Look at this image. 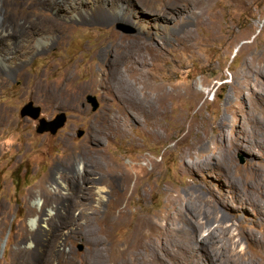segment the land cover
Here are the masks:
<instances>
[{"label": "rangeland", "instance_id": "1", "mask_svg": "<svg viewBox=\"0 0 264 264\" xmlns=\"http://www.w3.org/2000/svg\"><path fill=\"white\" fill-rule=\"evenodd\" d=\"M2 1L21 40L0 39V49L15 57L11 68L0 61V264H13L12 253L36 245L47 260L41 264H65L58 240L46 246L52 233L29 245L21 244L19 231L36 229L33 220L50 212L63 217L40 226L59 230L61 238L99 229L97 214H112L121 188L115 242L130 236L140 216L164 224L171 207L181 206V227L188 230L191 220L202 238L215 233V264H228L233 235L249 258L259 254L264 78L256 71H264V0H171L169 6L166 0H64L63 7L62 0ZM124 50L136 58L146 51L148 62L136 71L115 66L112 54ZM128 84L152 97L160 86L176 96L158 119L136 122ZM89 94L99 103L96 111L86 103ZM29 102L40 109L36 120L20 115ZM60 112L67 121L55 135L36 132L40 119ZM126 177L135 183L132 193ZM121 215L125 224L118 223ZM86 246L76 237L67 249L80 256Z\"/></svg>", "mask_w": 264, "mask_h": 264}, {"label": "bare ground", "instance_id": "2", "mask_svg": "<svg viewBox=\"0 0 264 264\" xmlns=\"http://www.w3.org/2000/svg\"><path fill=\"white\" fill-rule=\"evenodd\" d=\"M197 1L199 2V0ZM201 1L199 4L197 2L196 3L200 5ZM63 2L64 0L58 3L60 5L58 7H63L61 4ZM170 2L171 0H166L164 6L171 5ZM4 3H5L4 1L0 0V39L8 44L20 43L21 36L19 35L18 37L17 33L12 32L9 25L13 22L7 16V14L3 13L2 11ZM172 4L173 5L177 4V2L174 3L173 0ZM184 4H186V2ZM197 9H199L198 6ZM54 24L57 26L58 31H61V33H65V28L62 24L59 23L57 24L54 23ZM38 40L41 43L46 44L44 38H39ZM140 44H141V49L143 48L147 52L148 50L150 51L151 46L148 43H146L148 44V46L146 44H144L143 46L142 42ZM21 47H22L21 45L13 46L16 52L20 51ZM146 51L144 52L141 51V53L143 54L141 55L140 58L139 57L136 58L135 52L129 50H124L122 52H115L112 54L111 61L114 63L115 66L116 65L119 66V64L122 65L128 64V69L130 71H136V68L148 62ZM9 55L10 54H8L6 48L0 49V61L1 64L5 66V68L6 67L11 68L15 64L14 55L12 57H9ZM126 59H127L126 61L127 63L126 62L124 63ZM132 74L136 75V73H132ZM256 74H259L262 78H264V71L262 72L256 71ZM126 89L128 90L129 97L131 98L132 104L136 110L135 113L136 115H132V117H134V120L136 117L138 118V120H135L136 122L141 120V117L146 120L158 119L162 114L166 112L167 102L176 96L173 90L163 86L158 87L154 97H152L148 91L144 89H139L135 85L128 84ZM238 91L243 96L242 89L239 88ZM50 97L51 96L49 95L48 98L50 99ZM262 100L264 101V94L262 95ZM155 122L157 123V121ZM263 139H264V133H263ZM126 179L127 180L125 181L126 184L125 187L127 188L124 189L128 192H131L135 183H133L129 179V177H126ZM103 192H104L103 189H100L99 200L104 198L102 195ZM116 197L117 199L113 200L114 210L112 211V214L109 213L107 215L97 214L96 221L99 223V225H101V228L99 229L92 231L90 230L87 232H68L64 235L61 234L63 235V238H61V236H59V230L47 231V230H43L40 226V224L42 223H46L50 225L51 223L58 222L55 220H60L63 217V216L54 215L50 212V214L47 217L40 216L37 220H33L34 223L33 225L39 224V226L36 229H31V230L21 229L19 231L20 232L19 235H21L22 240H24L25 242L21 244H29V245H32L33 243L36 244L35 238L40 237L43 234L52 233V235H50L51 237L50 241L46 243L47 244L46 246L49 247L51 245V242L53 243L55 240H58L61 243L60 256L62 257V261L65 264H140L142 260L144 261L152 260L156 264H215L212 259L213 253H211L213 252L211 249L215 247L213 241L215 233L209 232L207 237L202 238L203 235L202 231L199 230V228L195 227L191 220L190 222L192 224L191 226H189L190 228L186 224L188 230L181 227V224L183 223V220L186 217L185 215L186 213L184 212L185 210H182L181 206L171 207V209L169 210L166 216V221L164 222V224H159V222L154 218H147V216L146 217L140 216L130 236L127 237L125 241L123 240L124 242H122V240L121 242L119 241L115 242V240H113V238L115 237H113L112 231H114L113 230L114 227L112 225H114L113 220L115 219V214L117 212L118 213L123 212L124 209L123 208L124 195L122 192V188L119 190ZM117 220L119 224H125L128 221L127 218L123 215H121ZM222 220H225V217H223ZM110 222H111V227L108 226L103 227V225L109 224ZM237 236L236 235L231 236V240L233 241V246L229 250L230 256L229 259L227 258L228 264H264V238L260 239L262 243V250L258 252L257 249H255L256 252H258L259 254L257 256L254 255L253 258H249L246 252L239 249L240 242L238 239H236ZM76 237L79 240L85 241L88 246L87 251H85V253L83 255L81 254L80 256L76 255L77 253L75 254L73 252L74 250L72 251L71 249H67V244L71 241H74ZM109 241H113V244H109ZM41 247L36 245L35 249H32V246L26 247L25 249L20 248L16 252L12 253L9 259L13 264H35V262L37 261L36 260L37 258L35 259V256H37L39 260L38 264H41V262L47 263V260L45 261L42 258V256H40L37 253V252L40 253L42 251V250L40 251ZM221 251L222 250H220V252ZM108 255L110 256V258ZM225 255L227 254H224V256ZM32 258H34V261L32 260Z\"/></svg>", "mask_w": 264, "mask_h": 264}, {"label": "water", "instance_id": "3", "mask_svg": "<svg viewBox=\"0 0 264 264\" xmlns=\"http://www.w3.org/2000/svg\"><path fill=\"white\" fill-rule=\"evenodd\" d=\"M117 30L122 31L123 29L120 26L116 27ZM86 103L91 106L92 111H96L99 107V103L95 96L87 95ZM21 116H28L34 120L38 119L40 115V109L38 107L33 106L31 102L25 104L20 110ZM67 121V116L64 112L58 113L52 120H44L40 119V125L38 126L36 132L37 133H50V135H55L60 129L63 128ZM83 131H78L77 136L81 137L83 135Z\"/></svg>", "mask_w": 264, "mask_h": 264}]
</instances>
